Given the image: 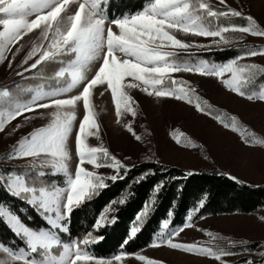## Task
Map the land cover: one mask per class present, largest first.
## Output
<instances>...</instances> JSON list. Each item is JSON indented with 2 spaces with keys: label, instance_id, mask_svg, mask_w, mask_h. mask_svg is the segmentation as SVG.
<instances>
[{
  "label": "snow or ice",
  "instance_id": "obj_1",
  "mask_svg": "<svg viewBox=\"0 0 264 264\" xmlns=\"http://www.w3.org/2000/svg\"><path fill=\"white\" fill-rule=\"evenodd\" d=\"M106 2L0 0V63L7 62L12 67L16 55L23 47L21 41L25 36L38 32L37 40L33 41L20 64L23 71L16 74L23 76L25 73H38L47 63L58 65L54 74L46 78L52 83L29 89L31 96L28 100L12 97L8 89L0 91V132H4L18 118L25 121L32 118L26 114L49 118L45 125L21 137L3 157L29 162L27 172L0 171V187L16 198H25V202L45 221V226L33 229L8 206L0 204V219L9 225L24 245L13 249L0 243V254H6L7 257H0V264H124L128 258V254L123 251L111 258L96 257L87 248L93 241L92 232L87 233L83 239L69 242L57 235L67 231L65 221L76 207L107 187L106 179L116 181L123 178L121 170L125 174L130 171L107 147L102 144L93 146L88 142L89 137L100 139V125L92 103L97 88L110 91L117 123H121L126 114L134 118L137 115L134 106L136 101L128 90L139 89L149 97L170 98L193 105L198 112L210 116L225 129L239 133L245 144L264 146V139L239 125L236 116L229 118L230 123L226 122L223 114L207 100H203L189 81L175 75L191 73L215 77L228 91L249 101L264 102V83H259L256 77V73L264 75V67L255 63H240L251 57L264 56V47L245 46L241 55L224 63L203 59L193 63L178 59L182 53L190 56L188 50L193 47L232 44V38L225 35L227 33L264 38V27L253 16L230 7L226 0H219L223 8H214L208 0H147L143 9L135 14L109 18L102 7ZM73 5L78 6L73 10ZM221 18H239L246 21V24L232 23L231 20L220 23ZM177 33L213 38L212 44L186 42L178 38ZM65 57L68 59L65 60ZM245 86H250L252 90L246 91ZM81 104L82 119L78 116ZM214 112L217 114L214 115ZM19 127L16 124L13 131ZM124 127L136 141L142 140L131 122ZM71 137H74V174L70 170V162L73 161ZM171 137L180 144L185 134L174 131ZM184 146L197 147L190 139H187ZM86 165L93 170H89ZM101 168L112 169L116 174L106 177L96 171ZM48 175L62 176L64 179L62 182L46 181ZM144 178L142 176L140 179ZM161 187L162 183L156 185L154 194ZM116 203L112 201L95 219L94 230L108 226L109 214L114 211L113 205ZM118 203L123 204L125 200L121 199ZM154 203V199L146 202L142 211L136 215L124 245L136 237ZM203 204L201 200L198 206L189 210L182 227L169 231L171 221L165 219L161 232L153 239L150 247L166 246L172 250L212 258L219 264H229L227 257L236 255L232 248H214L201 246L198 242L176 240L186 228L194 227L193 218ZM110 219L115 223L116 217ZM206 235L213 240L222 239L211 232ZM230 243L233 246L239 244L245 251L250 250L247 241ZM57 248L62 249L59 255H55ZM260 255L264 257V252ZM131 258L140 264H163L141 254ZM243 264L256 262L246 260Z\"/></svg>",
  "mask_w": 264,
  "mask_h": 264
},
{
  "label": "rangeland",
  "instance_id": "obj_2",
  "mask_svg": "<svg viewBox=\"0 0 264 264\" xmlns=\"http://www.w3.org/2000/svg\"><path fill=\"white\" fill-rule=\"evenodd\" d=\"M208 2L214 8H223V5L219 4V0H208ZM226 2L230 7L242 11L245 15L253 16L258 24L264 27V0H226ZM106 3L102 7L107 14ZM76 6L78 5L72 6L73 10ZM110 13L111 16L109 18H116L122 15H118L119 10H112ZM131 14H135V12ZM229 20L236 24H246V21L239 18H221L222 23H227ZM38 35L39 33L36 32L24 37L21 41L23 47L20 53L16 55L12 67H9L7 62L0 63V91L8 89L10 95L13 94L9 86L13 83H19L20 79L30 75L25 73L23 76H19L16 73L23 71L20 64L30 50L33 41L37 40ZM225 35L232 38L233 42L240 39V42H248L257 48L264 47V38L240 33H227ZM177 37L186 42H196L204 45H211L213 39L191 35L184 36L181 33H177ZM231 45H221L220 47L213 45L204 48L193 47L188 51L205 52L226 48ZM67 59L68 57H65V60ZM224 62L216 61L215 63ZM240 63H255L264 67V56L251 57L240 61ZM175 75L189 81L197 94L202 95L211 105L224 109L226 115L224 114L223 117L226 122L230 123L229 118L236 116L239 125L254 132L260 139H264V102L249 101L228 91L215 77H202L191 73ZM40 85L47 86L48 83L26 87L25 91ZM103 90L102 88L95 89L92 97L94 111L97 114L96 118L100 125V139L89 137L88 142L91 145L100 146L102 144L125 165L136 163L143 159H155L184 168L211 167L222 170L238 181L264 185V146L245 144L239 133L225 129L210 116L198 112L193 105L170 98L157 99L154 96L149 97L139 89L128 90L136 101L134 106L137 115L134 118L131 114H126L122 117L121 123H117L111 93ZM101 91L104 93L103 95L100 94ZM15 95L11 96L16 97ZM26 115H31L32 118L28 121L18 118L12 121L4 132H0V153H8L21 137L27 135L34 128L45 125L49 119L47 116L38 118L35 114ZM78 116L82 119V104ZM129 122L132 123L135 132L142 137L141 141H136L124 127ZM16 124H19L20 127L14 132L13 128ZM174 131L184 133L185 138L190 139L197 147H185L184 144L187 143L185 138H182L181 143L177 144L171 137V133ZM70 139L73 153L70 170L74 174V137ZM7 161L14 164L29 163L26 160L7 159ZM86 167L89 170H93L89 165H86ZM96 171L105 176L116 174L109 168H101ZM262 217H264V207L249 213L235 211L214 214L206 212L195 221H192L194 227L186 228L176 237V240L187 243L198 242L201 246L214 248H224L226 245H230L232 241L239 242L243 240L248 243L257 241L260 244L255 250L236 252V255L227 257V260L229 264H238V261L244 257L247 260L262 259L260 255L261 252H264V247H261L264 245V219ZM207 232H211L222 239L213 240L212 237L206 235ZM60 251H55V255H59ZM135 254L154 258L163 262V264H219L214 259L205 256L172 250L166 246L152 248L150 245L135 253L128 254L124 264H140L139 261L131 258ZM0 257L7 259L6 254H0ZM256 264H264V262L260 260Z\"/></svg>",
  "mask_w": 264,
  "mask_h": 264
},
{
  "label": "trees",
  "instance_id": "obj_3",
  "mask_svg": "<svg viewBox=\"0 0 264 264\" xmlns=\"http://www.w3.org/2000/svg\"><path fill=\"white\" fill-rule=\"evenodd\" d=\"M146 2L147 0H108L106 3L107 14L111 16L112 10H119L118 15L134 13L143 9ZM222 21L220 20V23ZM237 40L231 46L222 49L190 52V56L182 53L178 59L190 62L201 59L209 62H224L242 54L245 46L249 48L255 46L248 42H240V39ZM57 68V64L47 63L38 73H29L30 75L20 79L19 83L10 85L9 89L13 94H16V97L29 99L31 93L25 91V88L45 82L52 83L46 78L52 76ZM256 77L259 83H264V75L256 73ZM258 86L257 84V88ZM245 90L252 89L250 86H245ZM199 96L206 100L202 95ZM212 106L219 110L220 114L226 115L224 109ZM4 154L5 152L0 153V171H28L29 163H10L7 159H3ZM127 166L130 171L125 174L121 170L122 179L116 181L106 179V188L99 190L98 194L74 209L71 217L65 221L67 231L57 233L63 241L83 239L87 233L92 232L93 241L87 248L96 257L106 258L120 254L121 251L130 254L151 245L153 239L157 238L158 233L161 232L162 222L165 219L171 221L169 231L181 227L187 219L189 210L198 206L201 200L204 201V204L194 216L193 221L206 212L214 214L235 211L249 213L264 207V185H254L232 179L220 169L211 167L184 168L155 159H143ZM189 172L193 174L187 175ZM142 176L145 178L140 179ZM45 179L46 181H63L62 176L48 175ZM29 183L31 184V181ZM161 183L162 187L159 192L154 194L155 186ZM121 199H124L125 203H118ZM153 199L155 203L142 223L141 230L135 238L130 239L124 245V241L129 237L131 222L142 211L145 203ZM112 201H117V203L113 205L114 211L109 214L108 226L94 230L95 219ZM0 204L8 206L15 214L19 215L26 225L33 229L45 226V221L36 210L25 202V198H16L3 187H0ZM170 212L171 216H169ZM113 216L116 217L115 223H112L110 219ZM0 243L13 249L24 246L3 219H0ZM259 244L257 241L249 242L247 246L250 250L248 252L255 250ZM122 245H124L123 249ZM224 248H232L235 252L245 251L239 244L226 245ZM60 250L57 248L55 251ZM245 260H247L245 257L241 258L238 264ZM260 260L264 262V257L253 259L255 262H260Z\"/></svg>",
  "mask_w": 264,
  "mask_h": 264
},
{
  "label": "bare ground",
  "instance_id": "obj_4",
  "mask_svg": "<svg viewBox=\"0 0 264 264\" xmlns=\"http://www.w3.org/2000/svg\"><path fill=\"white\" fill-rule=\"evenodd\" d=\"M102 89H103V88H102ZM99 91H100V90H99ZM99 91H98V92H99ZM103 91H104V90H103ZM101 92H102V91H101ZM103 98H104V96H103ZM103 101H104V100H103ZM72 166L74 167V165H72Z\"/></svg>",
  "mask_w": 264,
  "mask_h": 264
}]
</instances>
